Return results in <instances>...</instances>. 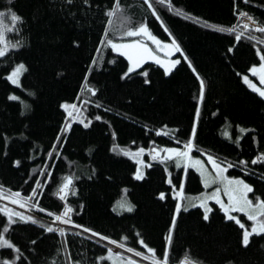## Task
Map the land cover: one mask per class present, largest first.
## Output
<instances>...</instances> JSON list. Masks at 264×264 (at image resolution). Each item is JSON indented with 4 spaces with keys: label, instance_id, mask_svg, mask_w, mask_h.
I'll list each match as a JSON object with an SVG mask.
<instances>
[{
    "label": "trees",
    "instance_id": "trees-1",
    "mask_svg": "<svg viewBox=\"0 0 264 264\" xmlns=\"http://www.w3.org/2000/svg\"><path fill=\"white\" fill-rule=\"evenodd\" d=\"M115 2L0 0L5 26L0 30L5 31L8 45L0 58V190L5 194L0 208L7 206L38 221L8 224L0 213V234L19 249L0 248V260L19 256L15 264H108L100 259L107 254V240L71 224H65L64 236L46 231L49 225L57 228L54 215L67 206L74 209V224L117 241L111 244L114 247L151 255L139 243L142 239L157 259L162 260L167 250L168 264L184 260L264 264V235L250 237L244 247V230L215 203H210L207 221L200 207L176 213L177 203H182L176 198L181 184L184 196H196L204 188L187 158L182 161L186 168L163 161L164 150L186 151L183 147L191 141L189 157L211 156L222 167L233 164L226 175L251 186L250 199L264 200V164H251L264 155V98L243 80L261 62L257 49L264 54V44L258 42L264 33L244 29L243 22L251 16L257 26H264V0H165L164 4L152 0L153 9L143 0H120L122 15L109 18L106 13ZM12 13L22 22L7 31L12 28ZM141 23L158 40L171 44L174 39L180 46L183 55L173 53L171 60L181 62L169 74L151 61L125 77L128 59L103 43L106 31L116 43L135 39L148 43L141 36L121 39L125 27ZM240 32L244 36L237 41ZM249 35L257 39L250 40ZM14 43L19 46L12 48ZM19 64L26 71L17 86L7 77ZM65 104H76L78 119L91 124L84 127L69 118ZM66 124H70L67 130ZM141 148L150 167L137 180L136 163L125 153ZM153 149L160 159H152ZM66 177L73 183L62 201L57 193ZM14 192L21 194V200H32L21 208L7 198ZM123 199L133 206L132 212L116 211ZM37 201L38 207L32 208ZM234 215L250 228L252 222L244 214ZM173 218L176 224L168 245ZM4 227L9 231L3 232ZM77 232L81 235L73 234ZM120 243L125 248L118 247Z\"/></svg>",
    "mask_w": 264,
    "mask_h": 264
},
{
    "label": "snow or ice",
    "instance_id": "snow-or-ice-1",
    "mask_svg": "<svg viewBox=\"0 0 264 264\" xmlns=\"http://www.w3.org/2000/svg\"><path fill=\"white\" fill-rule=\"evenodd\" d=\"M69 4L72 3V0H67ZM88 0H84V3H87ZM145 4H147L149 9H153V3L152 0H143ZM160 4H164L165 0H158ZM106 15L111 18L116 16L119 18L121 13V8H120V0H116L115 6L106 13ZM153 15H156L155 10H153ZM242 16H247V13H240ZM3 13H0V28H4V20H3ZM248 20L252 22V24H255L256 21L251 17L247 16ZM157 19L159 17L157 16ZM11 21H12V28H7V31H13L17 25V23L22 22V17L12 13L11 14ZM109 25L113 24L112 19H109L108 21ZM250 25L249 24H244L243 28L244 29H249ZM219 31H229V32H235L234 28L231 29H223L219 28L217 29ZM253 31L264 33V26L260 27H255L252 29ZM165 31H168L167 28H165ZM144 36L147 37L148 40H151L153 44L156 45V49L150 48L146 43H141L139 40H134L130 43H116L113 41L112 38H110L109 31L105 32V41L103 43H106L108 46H110L114 51L118 52L120 55L125 56L128 61L130 62V67L128 68V71L125 73V77H127L129 74L132 72L136 71L138 67L142 65L143 62L147 60H153L155 63L159 64L161 67H164L165 69V74H169L171 70L178 65L181 61L176 59V60H165L162 59L159 55L156 53L161 50L167 49L168 51L165 52V56H169L173 53H180L183 55L180 46L176 43V41L173 39L171 41V44L164 43L162 44L160 40H158L155 36L152 35V33L149 31L148 27L146 24L141 23L138 26L135 27H125L124 31L122 32L121 39L123 38H130V37H140ZM244 36V32H240L236 35V40L239 41L242 37ZM250 40H256L257 38L254 36L249 35ZM260 44H264V40H259L258 41ZM19 45L14 43L11 45L12 48H16ZM7 49L8 45L6 43V35L5 31L0 30V58L5 57L7 54ZM231 51V49L229 50ZM257 55L259 56V59L261 61L259 68L257 67H252L250 69V72L252 73L253 76H258L259 77V83L260 85H264V54H262L261 49H257ZM185 60H187V57H184ZM93 63H96V61H93ZM190 65V62H189ZM191 66V65H190ZM26 71V68L23 64H19L18 66L15 67V69L11 72V74L7 77V79L12 82L13 84L19 86V76ZM195 71V69H193ZM143 75L147 76V72L142 73ZM123 78V77H122ZM199 79V77H198ZM146 83L148 82L147 80L145 81ZM244 82L248 84L253 91L257 92L262 98H264V89L257 87L255 84H253L248 76H244ZM200 85H201V91H200V98L201 100L203 99V92H204V81L200 80ZM86 90L91 92L92 95H95V90L91 88H87ZM9 99L11 100H17L18 97L16 96H10ZM62 107H64L65 111L67 112V115L69 118L75 120L77 116L80 114V109L77 107L76 104H65ZM97 107H100L97 105ZM75 113V115H74ZM197 117H199V109H197ZM96 120H100V116L95 117ZM80 123L84 124V127H88L91 124V121H88L87 123L84 122L83 119L79 120ZM70 128V124H66L65 130ZM245 132L244 129H241V133ZM160 134V133H158ZM167 134V133H165ZM115 136V134H113ZM227 135V133H225ZM195 136V127H193V137ZM192 143L189 141V143L184 145V148L187 150H191L192 148ZM167 154L163 156V161H174L175 165L177 168L180 167H187V164H182V161L185 158H188L189 151H182L179 149H166L164 150ZM144 149L141 148L138 152L131 153L133 158H137V164L140 165L141 167L137 168L135 179L141 180L144 178L142 167L150 165H144V162L142 160H139L138 157L143 154ZM153 152L156 153L155 155L152 156L153 160H156L159 157V152H157L156 149H153ZM51 155V153H50ZM125 155H129V153H125ZM208 162L213 165V168L215 169V175L212 176L211 174H208L204 177V184L205 187H210L212 184L215 183H222L224 185V195L228 197V205L226 206L224 202L221 201L219 198L221 189L216 188L211 195L208 196H201V197H196L195 199L185 197L183 195V185H180L179 191L176 193V198H178L181 201H185V203H177L176 205V213L179 214L182 210L187 211L189 206L191 207H200L205 209L204 212V220L207 221L209 219V212H211V209L208 208L207 206V201L208 200H215V202L220 206L221 209L224 210L225 216L229 221H235L236 224L239 225L241 229H243V234H242V245L244 247H247L250 243V237L252 236H260L264 235V200H261L259 197H255L254 199H250L248 197V193H252L254 190L251 186L246 184L243 180H238V179H229L224 176V173L227 171L228 168H232L234 165L229 163L227 167H222L221 164H218L216 160L209 156L208 157ZM247 161H240V164L245 165L247 164ZM17 166L19 165V161L16 162ZM195 165L200 166L201 169H203V164L201 163L200 160H195L194 161ZM251 164L256 165V164H264V155H259L255 159L251 161ZM206 171V169H204ZM203 174V172H202ZM171 179H169V183L171 184ZM73 183L72 177H66L65 182L59 189V198L63 201L66 199L69 191H70V186ZM37 186H40L39 181H37ZM37 194V190H33V195ZM74 194V193H72ZM21 194L19 192H14L8 194L7 198L10 199L11 203L13 204H18L19 207L24 208L29 201L32 200V197H28L26 200H21L20 199ZM0 198H5V194L0 190ZM160 199H165V194L161 193L160 194ZM199 201L197 204L196 201ZM255 201V202H254ZM38 201L36 204H32V208L38 207ZM119 207H121L123 210L127 212H132L133 211V206L129 204L126 199L121 201L119 203ZM40 211H44V209L40 208ZM74 209L71 207H65L63 212L59 215H54V219L52 221L53 224L56 222H60L63 224H71L73 227L81 228L82 232H88L91 234V236H99L100 240H107L109 244H117V241L115 240H110L107 237H104L100 235L99 233H96L92 231L89 228H86L82 225H76L72 221V213ZM233 212H239L243 213L248 221L252 222L250 230L246 228L245 224L241 222V220L232 215L231 213ZM0 213H3L7 217V222L8 224H15L17 222H24V223H38L37 220H35L33 217L30 216H25L21 212H16L13 209L7 208L5 206L4 208H0ZM48 215L52 216L53 213H48ZM17 218V219H14ZM175 224L176 220L173 218L172 225L169 230V234L166 237V242L168 245H171L172 242V233L175 229ZM41 227H44V225H40ZM9 228L4 227L3 232H8ZM46 231L48 233H53L57 232L59 235L64 236L65 235V229L63 228H54L53 226L49 225L46 227ZM74 235H81L80 232L73 233ZM126 239V238H125ZM35 243V242H33ZM142 247H144L147 251V253L151 255H146L143 254L140 251H134L132 248H126L125 250L130 253H134L135 256L140 257L144 261H149L150 264H168L169 260V254L168 251L166 250L163 254V258L157 259L155 250L152 249L151 247H148L145 242L141 239L139 241ZM65 245H67V240H65ZM120 248H125L124 243H120L117 245ZM0 248H8V249H13L15 252H19L18 248H15V246L10 242L9 239H7L4 235L0 234ZM108 255L106 257H101V260H108L111 262V264H138V262L133 261L130 257L127 258V260L122 256L120 253H113L112 248L107 249ZM20 257L17 256L15 257V260H19ZM15 260L9 261V260H0V264H15Z\"/></svg>",
    "mask_w": 264,
    "mask_h": 264
},
{
    "label": "rangeland",
    "instance_id": "rangeland-1",
    "mask_svg": "<svg viewBox=\"0 0 264 264\" xmlns=\"http://www.w3.org/2000/svg\"><path fill=\"white\" fill-rule=\"evenodd\" d=\"M244 24H249L250 26H252V27H259V26H255L254 24H252L251 22H249V21H244ZM144 40H146L148 43H146V42H143L142 40H139L141 43H146L148 46H149V44L150 45H153L154 46V48L156 49V45L155 44H153L152 43V41L151 40H148L147 39V37H144V36H141ZM135 40H138V39H135ZM132 41H134V40H130V41H126V42H121V43H130V42H132ZM161 43L162 44H164V43H166V42H162L161 41ZM168 44V43H167ZM168 50L167 49H165V50H161V51H158L156 54L157 55H159L162 59H165V60H168V61H170L171 60V55H169V56H165V52H167ZM151 61H153V60H147V61H145V62H143L142 63V65L144 64V63H146V62H151ZM154 62V61H153ZM141 65V66H142ZM18 66V65H17ZM140 66V67H141ZM129 67H130V62H129ZM139 68V67H138ZM137 68V69H138ZM164 68V67H163ZM15 69V68H14ZM13 69V70H14ZM12 70V71H13ZM11 74V73H10ZM9 74V75H10ZM8 75V76H9ZM243 80H244V77H243ZM12 83V82H11ZM13 84V83H12ZM246 84V83H245ZM262 89H264V88H262ZM74 115H75V113H74ZM79 118V116H77L76 118H75V120H79L78 119ZM170 149V148H169ZM183 149H184V147H183ZM139 150H137V151H134V152H128L129 153V155H126L128 158H130L131 160H133L135 163H136V171H137V168L138 167H141L140 165H138L137 164V158H133V156L131 155V153H135V152H138ZM183 151H185V150H183ZM186 151H187V149H186ZM144 153H145V151L143 152V154H141V156L140 157H138V159L139 160H142L143 162H144V165H147V163H146V161L144 160V158H143V155H144ZM156 153H154V152H152V154H151V156H153V155H155ZM157 159H160V155H159V157L157 158ZM195 160H200L201 161V163L203 164V169H201L200 168V166H198V165H195L194 164V161ZM207 162H208V157L206 156V155H203L202 157L200 156H191V157H189L188 156V158H187V163L189 164V166L191 167V168H193V169H195L196 171H197V173L199 174V176H200V180H201V183H202V186H203V188H204V191L202 192V193H200V194H198V195H196V196H185V197H189V198H193V199H195L196 197H201V196H208V195H211V193H213L214 191H215V189L216 188H220L221 189V192H220V196H219V198L221 199V201L222 202H224L225 203V205L227 206L228 205V197L226 196V195H224V191H223V189H224V185L222 184V183H215V184H212L210 187H205V184H204V177L206 176V175H208V174H211L212 176H214L215 175V169L213 168V165L211 164V163H209V166L207 165ZM211 165V166H210ZM146 167H148V166H144V167H142V171H143V175H144V171H145V168ZM210 167V168H209ZM204 169H206V171H204ZM136 171H135V175H136ZM202 172H203V174H202ZM224 176L225 177H227V178H229V179H236V178H230V177H228L227 175H226V172L224 173ZM239 180V179H238ZM59 193V192H58ZM57 193V194H58ZM248 197H249V193H248ZM250 198V197H249ZM123 200H125V199H123ZM122 200V201H123ZM183 203H185V201H182V204ZM196 203L198 204L199 203V201L197 200L196 201ZM210 203H215L219 208H220V206L215 202V200H208L207 201V206H208V208H210L211 206H210ZM8 205V204H7ZM116 208V211L117 212H124L125 210H123L121 207H119V206H116L115 207ZM189 208H191V206H189ZM201 209H203V208H201ZM221 209V208H220ZM222 211H223V213H224V210L223 209H221ZM203 211L205 212V209H203ZM235 213H239V212H233V213H231L232 215H234ZM225 214V213H224ZM241 214H243V213H241ZM235 216V215H234ZM250 228H251V226H250ZM250 228H249V230H250ZM109 248H112L113 249V253H120V254H122V256L127 260V258H131L133 261H136V262H138V264H150V262L149 261H144V260H142L140 257H137V256H135L134 255V253H130V252H127L126 250H123V249H119V248H117V247H114L113 245H109ZM140 252H142V251H140ZM147 252V251H146ZM143 254H145L144 252H142ZM108 255V253L105 255V257ZM132 257H134V258H132ZM107 262H108V264H111V262L110 261H108V260H106ZM183 264H189L187 261H185V262H183Z\"/></svg>",
    "mask_w": 264,
    "mask_h": 264
},
{
    "label": "crops",
    "instance_id": "crops-1",
    "mask_svg": "<svg viewBox=\"0 0 264 264\" xmlns=\"http://www.w3.org/2000/svg\"><path fill=\"white\" fill-rule=\"evenodd\" d=\"M261 63V62H260ZM260 65V64H259ZM259 65L255 66L257 68H259ZM249 80L255 84L257 87H260V88H264V85H260L259 83V77L258 76H253L252 73L250 75V78ZM247 86L252 90V88L247 84ZM257 93V92H256ZM207 165L209 166V162H207ZM211 166V165H210ZM210 168V167H209Z\"/></svg>",
    "mask_w": 264,
    "mask_h": 264
},
{
    "label": "built area",
    "instance_id": "built-area-1",
    "mask_svg": "<svg viewBox=\"0 0 264 264\" xmlns=\"http://www.w3.org/2000/svg\"><path fill=\"white\" fill-rule=\"evenodd\" d=\"M56 225L58 226V228H63L64 227V225L61 224V223H57Z\"/></svg>",
    "mask_w": 264,
    "mask_h": 264
},
{
    "label": "bare ground",
    "instance_id": "bare-ground-1",
    "mask_svg": "<svg viewBox=\"0 0 264 264\" xmlns=\"http://www.w3.org/2000/svg\"><path fill=\"white\" fill-rule=\"evenodd\" d=\"M58 197H59V195H58ZM60 199V198H59Z\"/></svg>",
    "mask_w": 264,
    "mask_h": 264
}]
</instances>
